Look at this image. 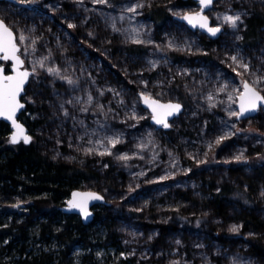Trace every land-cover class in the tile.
<instances>
[{"label": "rangeland", "instance_id": "rangeland-1", "mask_svg": "<svg viewBox=\"0 0 264 264\" xmlns=\"http://www.w3.org/2000/svg\"><path fill=\"white\" fill-rule=\"evenodd\" d=\"M15 1L26 7L0 2V18L14 28L17 37L21 32L30 37L22 49L37 38L36 51L23 57L25 66L31 67L32 60L51 52L48 65L54 64L62 72L66 69L64 74L77 81L69 86L43 70L30 77L23 97L30 107L24 117L29 128L33 127L28 135L49 158L94 173L84 190L100 193L110 204L108 212L119 221L123 248L120 259L131 264H264V257L258 259L247 253L245 243L248 237L263 236L250 230L241 232V223L236 219L244 211H253L264 219V177L248 163L251 155L264 151V108L240 120L229 117L226 111L229 106L237 110L228 94L235 97L233 89L241 88V77L229 67V56L238 52L251 69L264 73V30L255 47L241 45L245 18L254 9L264 10V0L213 3L205 12L212 26L217 23V15L225 12L241 16L236 29L224 26L215 38L199 30L191 31L176 20L185 12L199 11V6L190 0L185 2L192 4L178 0H108L106 5H93L91 0ZM135 3H143L144 7L133 16L125 8ZM155 3L168 15L159 28L145 17L146 10ZM113 21L122 30L142 27L140 38L152 43L126 42V32L112 30ZM69 22L75 27L68 28ZM71 31L76 32L75 37ZM90 31L93 37L88 36ZM169 43L173 47H168ZM150 62H155L156 67L152 68ZM225 82L229 85L226 92L216 94ZM141 91L163 103L182 105L178 117L168 121V130L150 122L151 113L139 99ZM209 93L216 102L211 109ZM88 94L93 96L91 105L84 104ZM69 100L72 103H67ZM98 104L103 106L104 114ZM134 104L136 114L143 119L131 118ZM81 107L89 110L81 112ZM229 131L234 134L215 144L217 136ZM106 135H119L121 142L112 152L126 153L129 160L85 154L84 148L98 147L94 142ZM89 139L93 144H88ZM140 143L148 146L140 150ZM208 144H212L211 149ZM204 152L208 153L206 157ZM241 152L244 159L234 160ZM189 154L205 162L197 164ZM189 162L201 172L192 173ZM239 172L256 182L257 205L245 197L246 186L239 184ZM163 175L168 178L159 180ZM107 177L112 180V189ZM204 181H211L215 188L227 184L237 189L223 199L230 213L226 221L201 201L210 197V186ZM182 193L198 204L193 206ZM233 225L240 226L238 232L229 231ZM162 227H166L164 233ZM215 230L228 235V245L214 238ZM95 254L101 264H105L104 256L115 259L113 250H97Z\"/></svg>", "mask_w": 264, "mask_h": 264}, {"label": "trees", "instance_id": "trees-1", "mask_svg": "<svg viewBox=\"0 0 264 264\" xmlns=\"http://www.w3.org/2000/svg\"><path fill=\"white\" fill-rule=\"evenodd\" d=\"M178 3L192 4L182 0H178ZM145 17L159 28L168 15L155 3L146 10ZM263 30L264 10L254 9L244 20L241 45L246 48L258 45ZM71 33L76 36V32ZM29 110V105H26L18 118L28 132L33 130L24 117ZM10 134L9 125L0 121V264H101L96 258L97 250L114 251L115 259L111 261L110 257L104 256L105 264H131V261L120 259L123 251L120 223L108 212L109 203L95 208L94 218L87 225L79 217L62 212L71 192L84 190V185L89 183L94 173L49 158L40 151L35 140L28 145L23 142L10 143ZM254 154L249 157L248 163L257 168L259 176L264 177V151ZM189 165L192 173L200 171L192 162ZM107 182L112 189L110 177H107ZM206 182L210 186V197L201 201L215 216L226 221L230 213L228 207L223 205V199L237 189L227 184L215 188L211 181ZM239 184L246 186L245 197L257 205L256 182L239 172ZM181 196L191 201L193 206L198 204L185 193ZM16 204L19 206L13 207ZM236 219L241 223V232L250 230L263 236L245 239L247 253L258 259L263 258L264 219L253 211L241 212ZM161 230L164 233L166 227ZM214 238L228 245L225 239L229 237L221 230L214 231Z\"/></svg>", "mask_w": 264, "mask_h": 264}, {"label": "snow or ice", "instance_id": "snow-or-ice-1", "mask_svg": "<svg viewBox=\"0 0 264 264\" xmlns=\"http://www.w3.org/2000/svg\"><path fill=\"white\" fill-rule=\"evenodd\" d=\"M20 2L27 4L30 2V0H20ZM91 2L93 5L108 4V0H91ZM211 3L212 0H198V4L200 6L199 11L185 12L182 16V19L187 21V23L193 28L199 27L211 36H216L224 26L230 29H236L238 22L241 21V16L239 13L230 15L225 12L222 15H217V23L215 24V26L210 25L209 17L207 15H204L203 12L204 9L207 8ZM142 7H144L143 3H135L131 6L126 7L125 11L128 13H132L134 16L137 14V9ZM120 19L124 20L125 17L121 15ZM74 27V24H72L71 22L68 23V28ZM111 27L114 32H126V42H131L137 45L143 43H152L151 40L144 41L140 38V33L143 30L142 27H133L130 30H122L120 28H117L114 21L112 22ZM88 36L93 37L94 34L90 31L88 33ZM29 38L30 37L28 35H25L23 32H21L17 37L14 28L11 27L4 19H0V61H3V63H0V118H3L4 120L11 123L13 131L11 132L9 142L13 144L17 143L21 139L24 141V143H28L32 139L31 136L25 134L24 127L20 123H18L16 119L17 111L24 107V104L20 102V97L21 93L25 91V84L29 81L30 77L38 76L40 74V70H43L49 76L65 81L69 86H74L77 84L76 80L64 74V72H66V69L64 70V72H62V70L56 67L54 64L52 66L48 65L47 62L51 57V52H49L48 55L40 56L39 59L32 60L30 62L31 67H26V61L23 57L29 56L31 55V53H34L36 51L35 45L37 43V38H32L31 44L25 46L22 49L21 45H24L25 42L29 40ZM237 39H240V37H237ZM57 43L59 45V41H57ZM168 47H173V45L169 43ZM29 49H31V52H29ZM229 60L231 62L229 64V67L231 68L232 72L241 77V88L233 89V91L236 93L235 97H233V95L231 94H228V99L237 104L238 110H233L229 106L226 111L229 117H235L236 120H240L245 116L246 113L254 112L259 106L264 105V73H261L259 70L251 69L249 63L246 62L238 52L229 56ZM150 63L152 68L156 67L155 62ZM8 67H10L11 69L10 72L7 71ZM228 87L229 85L227 82L221 83L216 89V94L226 92ZM109 91L115 92L114 89H109ZM103 94L104 92L103 90H101L100 95L102 96ZM115 94L119 95V93ZM76 99L77 103H79L80 98L77 97ZM139 99L150 110L152 121L156 125L162 126L165 129L171 126L168 122V117L172 116L174 113L179 112L182 107L180 103H173L171 101L162 103L159 99L153 98V96L146 91H141L139 93ZM92 101L93 96L91 94H88L87 100L84 101V104L91 105ZM207 101L209 109L216 107L215 96L213 94L209 93L207 95ZM67 103H72V101L69 100L67 101ZM60 107L63 110L64 115L68 116L69 113L67 109H64L63 104H61ZM97 108L100 110L101 114H104L102 105L98 104ZM88 110V107L80 108L81 112H87ZM131 118L136 120L144 118L136 114L135 104L133 106ZM232 127L235 128L236 125L233 124ZM233 134L234 133L229 131L225 132L221 136H217L215 139V144L219 145L224 139ZM148 136V144H150L152 143L151 133H149ZM120 142L121 140L119 135H106L103 140L97 139L94 142L98 147H87L84 148L83 151L88 155H115L117 160L126 162L130 159L128 154L120 153L117 155L112 152V149L115 148L116 145ZM88 144H93V141L89 139ZM148 144L140 143L137 145V148L143 150L148 146ZM208 148L211 149L212 144H208ZM207 154V152H204L205 157L207 156ZM133 155L136 154L133 153ZM169 155L171 156V153H169ZM189 155L192 159L195 160L197 164L205 162L204 160L198 159L195 155ZM233 159L236 161L244 159L243 152L235 155ZM105 167H107V165H105ZM185 171H190V169H185ZM141 175H143V173H141ZM167 178V175L158 177V179L161 181ZM262 195H264V193H262ZM72 197L73 198L68 201L69 209H78L80 214L85 219H87V217L91 215V213L88 211V202L90 200H103V197L95 192H73ZM18 206L19 204L13 205V207ZM239 229V225H233L229 229V231L235 233L238 232ZM176 243L179 244L180 241H176ZM121 255H123V253H121ZM173 264H178V262L174 261ZM233 264H238V262L234 261Z\"/></svg>", "mask_w": 264, "mask_h": 264}, {"label": "water", "instance_id": "water-1", "mask_svg": "<svg viewBox=\"0 0 264 264\" xmlns=\"http://www.w3.org/2000/svg\"><path fill=\"white\" fill-rule=\"evenodd\" d=\"M182 1H186V0H182ZM190 1L195 2V3L197 4V6H199V4H198V0H190ZM216 1H218V0H212V3H211L207 8L204 9V12H203L204 15H205V12H207V11L212 7L213 3H215ZM0 2L10 3V4L15 5V6L26 7V6H24V5L19 4V3L16 2L15 0H0ZM199 7H200V6H199ZM176 20H178L180 23L184 24V25H185L186 27H188V29H190L191 31L199 30V31H201L202 33L207 34L210 38H215L216 36H218V35L221 33V31H220L219 33H217L216 36H211V35H209L206 31L200 29L199 27L193 28L191 25H189V24L187 23V21H185L184 19H182V17H179V18H177ZM209 23H210V25L212 26V23H211L210 20H209ZM2 62H3V61H0V63H2ZM10 71H11V69H9V72H10ZM29 79H30V78H29ZM28 82H29V81H28ZM28 82H26V84H25V89H26V87H27V85H28ZM24 95H25V91L21 93V97H20V102H21L22 104H24V107L21 108V109H19V110L17 111V113H16V119H17V122L20 123V124L24 127L25 134L28 135V130H27V128H26V127H25V126H24V125L18 120L19 116H20V115L22 114V112L26 109V104H25L24 101H23V97H24ZM162 103H163V102H162ZM143 106H144L145 108H147L144 104H143ZM181 106H182V105H181ZM259 108H264V105L259 106V107L257 108V110L254 111V112L246 113L245 116L242 117L241 119H245V118H248V117H253V116H255L256 113L258 112V109H259ZM237 110H238V107H237ZM149 111H150V110H149ZM182 111H183V107H181V109H180L179 112L174 113L172 116L168 117V121H171L173 118L178 117V115H179ZM150 113H151V112H150ZM0 121H2V122H4V123L8 124L9 127H10L11 132L13 131V129H12V127H11V123H10L9 121L4 120L3 118H0ZM150 122H151L152 124H155V123L152 121V119H151ZM155 126H156V127H160L159 125H156V124H155ZM164 129H165V128H164ZM168 129H169V128H167V129H165V130H168ZM10 135H11V134H10ZM19 142H23V143H24V141H23L22 139L19 140L17 143H19ZM30 142H31V140H30L28 143H24V144H25V145H28ZM17 143H15V144H17ZM73 192L86 193V192H95V191H88V190H74V191L71 192L68 201L71 200V199L73 198V197H72V193H73ZM95 193H98V192H95ZM98 194L101 195L100 193H98ZM101 196H102V195H101ZM102 197H103V196H102ZM68 201H66L64 207H62V212H63L64 214H67V215H75V216L79 217L80 220L82 221V223H83L84 225H87L88 223L92 222V220H93V218H94V210H95V208H97V207H102V206H107V205H108V203L105 201V198H104V197H103V200H90V201L88 202V211L91 213V215H89V216L87 217V219H85V218L80 214V212H79L78 209H69V207H68Z\"/></svg>", "mask_w": 264, "mask_h": 264}]
</instances>
